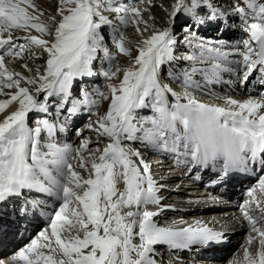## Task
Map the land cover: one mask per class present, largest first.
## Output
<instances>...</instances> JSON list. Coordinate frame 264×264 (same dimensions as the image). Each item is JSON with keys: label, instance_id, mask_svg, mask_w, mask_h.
Listing matches in <instances>:
<instances>
[{"label": "snow or ice", "instance_id": "1", "mask_svg": "<svg viewBox=\"0 0 264 264\" xmlns=\"http://www.w3.org/2000/svg\"><path fill=\"white\" fill-rule=\"evenodd\" d=\"M59 4L61 19L53 32L41 20L43 13L34 0H0V93L5 88L15 89L4 93L9 99L0 100V113L17 104L0 120V202L25 192L59 202L49 217L50 231L42 230L39 239L32 240L14 259L24 264H157V245L184 249L220 242L222 233L199 222L186 227H165L155 222L160 212L150 210L148 205H159L161 198L151 165L139 149L125 147L123 142H146L174 154L178 164L210 169L220 173L222 179L230 173L256 169L264 173V94L260 100L227 97L223 106L200 102L193 95V91L203 87L193 79L196 74L206 83H220L223 73H234L239 66L244 69L242 83L258 71L262 74L260 83L264 84V2L236 0L228 13L238 16L242 30L248 33L242 41L243 50L240 42L231 52L206 47L201 42L194 46L199 49L198 54L177 57L172 27L154 31L143 39L131 65L123 70L120 84L108 85L111 99L106 113H97V119L87 125L109 140L90 164L80 155L87 142L75 150L70 145L61 146L55 142L56 125L37 119L31 127L29 114H47L49 101L54 98H60L59 102L51 106L69 115H74L79 105L95 104L84 90L82 100L72 98L71 89L75 78L93 75L91 65L98 50L108 51L100 34L102 25L111 23L102 14L105 4L107 10L121 14L119 19L124 25L130 21L139 25L141 10L130 5L114 6V0H59ZM201 8L210 10L209 22L228 15L206 0H176L170 13L171 23L174 25L183 13L193 20L192 27L202 25L205 18L198 15ZM49 19L55 21V17ZM32 29L53 39L31 35ZM17 30L26 35L14 36ZM183 30L191 31V27L185 25ZM19 40L25 43H17ZM115 43L120 52L131 55L132 49L123 35ZM30 46H39L47 53L43 72L37 68L34 76H24L6 66L25 52L29 59L39 58ZM231 56L240 59H230ZM175 60L192 62L190 70L182 72L181 92L160 79L162 65ZM197 61L211 63L200 67ZM23 67L28 68L27 64ZM120 71L117 67L116 72L104 75L111 79ZM22 81L32 87L22 85ZM99 95L108 98L104 93ZM169 95L175 98L174 103H170ZM69 103L71 107H66ZM145 108L153 114L138 118L137 110ZM44 132L47 140L42 139ZM73 151L76 155H72ZM73 160L79 161L78 166L74 167ZM258 190L264 197V175L259 176ZM255 192L254 188L249 195L255 198L260 217L254 218L248 205L241 206L251 233L256 234L247 237L243 264H264V227L260 226L264 221V202L255 197ZM31 203L37 206L36 201ZM256 241L259 247L252 253L250 246Z\"/></svg>", "mask_w": 264, "mask_h": 264}, {"label": "bare ground", "instance_id": "2", "mask_svg": "<svg viewBox=\"0 0 264 264\" xmlns=\"http://www.w3.org/2000/svg\"><path fill=\"white\" fill-rule=\"evenodd\" d=\"M48 1H50L49 3H52V4H53V2H55L53 0H52L53 2L51 0H48ZM140 1H142V0H140ZM145 1L146 2L148 1V4H144L146 2H143V5L138 7L141 10L142 22H140V23H142V25L141 24L140 25H141V27H143V31L141 30L140 34L137 33V32H134V31H132V32L130 31L129 33H123V37L125 38L126 45L128 47H130L132 49V51L136 52L135 54H131L133 58H135V56L138 54V52L136 51V48H137V45L140 42H142L143 39H145L146 37L150 36L154 31L161 30V29L169 26L170 21H171L170 20V13L172 11V5L176 2V0H150V2H149V0H145ZM44 2H45V0H44ZM212 2H214V5L216 7H217V5H221L220 9L222 11H224V13L228 14V13L231 12L232 6L236 3V0H222V1L221 0H213ZM260 2H264V0H260ZM46 7H48V6H46ZM40 11H42V10H40ZM163 11H165L166 14H163L162 13ZM103 12H104V15H106L107 18H112V16H117V15L120 16L121 15V14L116 13L114 11H103ZM229 15H231V14H229ZM232 16H234V15H232ZM48 17H51V16H48ZM41 20L45 21V20H48V19L41 18ZM182 21L185 22L186 19L182 18ZM122 26H124V25L122 24V22L120 20L119 23L117 24L116 28L119 29V28H122ZM184 27H185V25L183 26L182 29H184ZM145 28H146V30H145ZM238 29L242 30L241 26L240 27L238 26ZM182 31H184V30H182ZM136 33L139 34V35H137ZM38 34H40V36L43 35V34H41L39 32H38ZM185 34H187V33L181 32V35H185ZM13 35L16 36V37H23L24 35H26V33L24 31H22V30H17V31H15L13 33ZM187 35L188 36L189 35L193 36L192 34H187ZM224 35L225 36H234L235 39L234 38L232 40L229 39L228 40L229 42H227V41H224L222 39L211 40L210 38H206V37H203V36H194V37L199 39V40H204V41H207V42L209 41V42L216 43V44L219 45L218 47L228 48V45L237 46V43L239 42L238 37L242 36V34L239 31H233L232 29H229V33L219 34L218 36L222 38V36H224ZM243 38L245 39L246 37H243ZM52 39H53V37L50 38V41ZM17 43L23 44V43H25V41L24 40H19V41H17ZM190 43L193 44V45L200 44V43H197V42H194V41H190ZM239 46L242 47L243 44L239 43ZM38 47L39 46H30L31 51L35 52L36 56L39 57V58L33 57V58L29 59L28 58L29 53L25 52L22 58H17V59H15L12 62L7 63L6 66L9 67L10 69L14 70L15 72H19V73L23 74L24 76H34L35 75V70L37 68H39L40 71L43 72L44 67L46 65L47 53L46 52L42 53L41 51H39ZM190 49H191V47L188 46V45H185L182 41L181 42H177V44L175 45V50L177 52H181V53L183 52L184 53V51H189ZM0 51H2V50H0ZM110 51H111V54H113L115 56H118L119 58L121 57L120 59H118V62L117 61L115 62L116 66L117 65H119V66L120 65H124V66H126L128 68L131 65L132 61L134 60V59H129V57L131 55L130 56L129 55H125L124 53L120 52L117 49L116 43H113V44L110 45ZM192 52H194V51H192ZM7 60H9L8 57H6V61ZM172 62H174V61H172ZM169 63L171 65V67L173 68L174 72H175L174 76L172 78H170L169 76H165V78L160 76V79H161V81L163 83L170 85L175 91L181 92V91H183V85L180 82L183 79V76H182V72L184 71L183 67H184V65H186L187 67L185 68V70H190V65L192 64V62L191 61L181 60V62L179 64L171 63V62H169ZM24 64H27V66H28L27 69L23 67ZM197 66L203 67L199 63H197ZM94 68H95V66H94ZM28 69H32V71H28ZM91 70H92V72L94 74L95 73L94 69L92 68ZM112 71H113V69H112ZM91 76H85V78L89 79V80H87V81L85 80L84 81L85 84H84L83 87H84V91H86L89 94L88 95L89 101L90 102L91 101H96V103L95 104L89 103L87 105H79L78 106L83 111V114H82L81 118H83V117L87 118V122L85 124H83L82 126L80 125L82 127V129L80 130L81 134L78 137V141H77V142H79L83 138L84 139L85 138L88 139L87 140V142H88L87 143V147H90V148L93 147L94 144L100 143L101 140H107L108 138L99 136L98 133L94 129H87V130L83 131V128L87 124H89L90 121H95L97 119V115H96L97 113H99L101 115L106 113V111L108 109V106L110 104V99H111L110 92H109V89H108V85L112 84V85H117L118 86L120 84L121 80L123 79V78H121L120 81H114L115 76H113L111 79L108 78L107 79L108 83H106V84L104 83L105 85L102 86L103 89L99 90L97 87H95L93 89H90V87L88 86V84H90V83L97 82V80L92 79ZM97 76H99V78H102L105 75H104V73H102L100 75L98 74ZM177 77H180V80H177ZM193 79L199 81L200 84L203 86L201 89L193 91V95L200 102L223 106L225 104V98H227V97L234 98V99H236L238 101H244V100L249 98L248 96H230V95L225 94L224 92L223 93L218 92V91H216V89H213V88L216 87L217 83H215V82L210 83V84L206 83L204 81L203 77L200 74H196L193 77ZM75 80H78V79L75 78ZM22 85H24L23 81H22ZM24 86H28L30 88L32 87L31 85H24ZM211 86L213 88H211ZM75 88H76V86H75ZM14 91H15V89H7V88H5L3 90V93H0V100L9 99V96L4 94V93H10V92H14ZM190 91H191V89H190ZM77 93L74 94L73 98L77 99V100H82L84 98L83 94L81 93L80 95H77ZM99 93H104V95L107 96L108 98L105 99L103 96L99 95ZM41 96H43V95H41ZM252 98L257 99L255 97H252ZM54 99L49 101L50 105L55 103ZM257 100H259V99H257ZM169 101H170V103H174L175 102V98L171 97L169 95ZM56 102H59V99H57ZM181 102H186V101L182 100ZM16 107H17L16 103H13L10 106H8L4 110V112L0 113V120H2L4 118L6 113H8L10 111H14L16 109ZM146 110H147V108L139 109L138 112H137V116H140L141 114L144 115L145 113L148 112ZM64 112L65 111L61 112L60 117L64 115ZM86 112H88V114L85 116ZM64 121H65V118H64ZM29 126H31V127L35 126V123H34V121L32 119L29 122ZM80 126H78V127H80ZM95 133H97V134L95 135ZM91 140H97V142H94L93 144H90ZM127 142L132 143L137 149L140 150L141 153H147L148 152V156L152 154L150 152L151 148H150L149 145H147L146 142H141L140 140H132V141H127ZM79 143H81V142H79ZM91 159H92V157L88 158V160H91ZM149 159H150V157H149ZM152 160H153L152 164L154 165V169L156 170V173L158 175L163 173L164 172L163 171L164 168L161 167L158 163L155 162V161L159 162L161 159H158L157 157H153V159H150V161H152ZM82 174L85 175V176L87 175L86 172H83ZM176 176H178V175H175V177ZM175 177H174V175H172L169 178V181L170 182L175 181ZM119 187L122 189L123 185H120ZM179 195H180V197L183 196L182 194H179ZM169 196H170V194H169ZM203 214H206V213H203ZM198 215H200V212L187 213L186 215L185 214L182 215L180 217V219H176V220H173V221H180V225L184 224V223L193 224L194 222H199V221L201 222L202 218L204 216L199 217ZM171 225H174V224H171Z\"/></svg>", "mask_w": 264, "mask_h": 264}, {"label": "rangeland", "instance_id": "3", "mask_svg": "<svg viewBox=\"0 0 264 264\" xmlns=\"http://www.w3.org/2000/svg\"><path fill=\"white\" fill-rule=\"evenodd\" d=\"M52 1V0H51ZM53 1H55V2H53ZM52 2H53V4L52 3H49L50 1H48V0H45V2H44V0H34V3L36 4V6L38 7V9L39 10H42V13H43V15L41 16V18H44V19H48V20H45L44 22L49 26V28L54 32V30H55V27H56V25H57V21L59 20V18H60V15L58 14V8L60 7V4H59V0H53ZM131 1L132 0H114V6H119V4L120 5H132L131 4ZM210 1V3L212 4V7L213 8H216V9H218L219 11H222L221 9H220V7H221V5H217V7L214 5V2H212L213 0H209ZM222 1V0H221ZM143 2H146L145 0H142V1H138L137 2V4L135 5V7H140L141 5H143ZM206 2L208 3V1L206 0ZM41 3V4H40ZM47 5H46V4ZM144 4H148V1L146 2V3H144ZM46 6H48V7H46ZM170 6V5H169ZM49 8V9H48ZM205 9H207V8H201L200 10H199V16H201V17H204L206 20H205V23H204V27H192V26H190L191 27V31H188V32H186V31H183L184 33H187V34H192L193 36H188L187 34H185V35H181V32H180V36L181 37H183V38H185V37H188V39L186 40H184V41H186V42H183L185 45H188V46H190L191 47V49L189 50V51H184V55H186L185 53H187V54H192V53H199V49L198 48H196V47H194L195 45H193V44H191L190 43V41H194V42H197V43H201V42H203L204 44H205V46H207V45H212V47H214V48H219L220 50H222V49H224V47H218L219 45L218 44H216V43H213V42H207V41H204V40H199V39H197V38H195L194 36H203V37H206V38H210L211 40H217V39H222V40H224L225 41V39L226 40H229V39H235V37L234 36H222V38L221 37H219L218 35L219 34H225L224 32H220V30H219V28L222 26V23H220V22H218L219 20H222V19H218V20H216V21H211V22H209L208 20H207V17H208V15L210 14V10L209 9H207V10H205ZM45 11V12H44ZM103 11H110V10H107V5L105 4V10H103ZM102 11V13H103V15H104V12ZM222 12H224V11H222ZM163 14H166V12L165 11H163L162 12ZM51 14V15H50ZM48 16H51V17H55V21H52V20H50L49 19V17ZM105 16V15H104ZM114 17V18H113ZM182 18H185L186 19V21L184 22V21H182ZM109 20H112V23L115 25V26H117V24L119 23V21H120V19H119V15H117V16H112V18H108ZM188 21H190V24H191V22H193L192 21V19L190 18V17H187V16H185L183 13H181V14H179L178 15V17L176 18V22H175V24L173 25L172 23H171V21H170V24L169 25H173L174 26V32H173V35H174V33L175 32H179V31H181V30H183L182 28H183V26L184 25H189V23H188ZM142 25V23H139V25L137 26V24L136 23H134V22H129L127 25H124V26H122V28H120V29H123V33H129L130 31L132 32V31H134V32H137V33H141V30L143 31V27H141V25ZM193 24V23H192ZM191 24V25H192ZM210 24V27L208 26ZM114 25H112V26H110V25H107V24H105V27L102 29V27H101V29H100V34H102V32L104 33V32H111V31H114V30H116V28L115 27H113ZM239 27L241 26V25H238ZM137 27H140L139 29H140V31H137ZM167 27H169V26H167ZM205 27L208 29H205ZM202 28V29H201ZM222 28V27H221ZM220 28V29H221ZM195 29V30H194ZM204 29V30H203ZM233 30V29H232ZM31 31H33V32H36V33H38L35 29H32ZM225 31H226V29H225ZM233 31H235V30H233ZM237 31H239L241 34H242V36H239L238 37V40H239V42L240 43H242L241 41H243V37H246L245 39H247V36H246V33H245V31H243V30H237ZM123 33H122V35H123ZM136 33V34H137ZM227 33H229V32H227ZM139 34H137V35H139ZM218 34V35H217ZM43 37H46V38H48V40H50V38L52 37V36H47V35H43ZM242 39V40H241ZM189 40V41H188ZM181 42V41H180ZM114 43V41H110V43H109V46L111 45V44H113ZM38 49H39V51H41L42 53L44 52V51H42L43 49H41V48H39L38 47ZM99 51V50H98ZM192 51H194V52H192ZM136 52L135 51H132L131 52V54H135ZM179 53H181V52H179ZM183 53V52H182ZM121 58V57H120ZM118 56H116L115 57V59H116V61L118 62V59H120ZM99 59L101 60V61H103V59L99 56ZM129 59H134L133 57H132V55L129 57ZM115 61V62H116ZM168 65V66H167ZM117 67H119L120 68V72L119 73H117V75H115V79H114V81H120V77L121 76H123V70L124 69H126L127 67L126 66H124V65H114V67H113V72H116V69H117ZM165 67H167V68H169V69H171V66L168 64V63H166L165 64ZM187 67V66H186ZM162 70V69H161ZM160 70V71H161ZM166 73V70H163V73H161V75L162 76H164V74ZM95 74V73H94ZM167 74H169V72H167ZM97 75H98V73H97ZM160 75V76H161ZM98 78H99V76H97ZM103 79H105L106 80V82H105V84L106 83H108L107 82V79L108 78H106L105 76L104 77H102ZM77 79H78V77H77ZM100 79V83H102L101 82V78H99ZM79 80V79H78ZM77 80V81H78ZM84 81L86 80H89V79H86V78H84L83 79ZM95 80H97V79H95ZM78 84V83H77ZM81 84V83H80ZM79 84V87H81V85ZM76 88H77V85H76ZM40 99L41 100H43V96H41L40 97ZM93 155V152L91 153V154H89L88 156H83L86 160L88 159V158H90L91 156ZM0 256H1V253H0ZM222 260H224L225 259V256H223L222 258H221Z\"/></svg>", "mask_w": 264, "mask_h": 264}]
</instances>
